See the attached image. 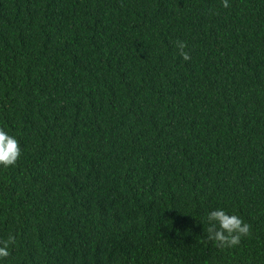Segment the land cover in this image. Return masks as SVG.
I'll return each mask as SVG.
<instances>
[{
	"label": "trees",
	"instance_id": "16d2710c",
	"mask_svg": "<svg viewBox=\"0 0 264 264\" xmlns=\"http://www.w3.org/2000/svg\"><path fill=\"white\" fill-rule=\"evenodd\" d=\"M223 2L0 0L3 264H264V0Z\"/></svg>",
	"mask_w": 264,
	"mask_h": 264
},
{
	"label": "clouds",
	"instance_id": "9594fccd",
	"mask_svg": "<svg viewBox=\"0 0 264 264\" xmlns=\"http://www.w3.org/2000/svg\"><path fill=\"white\" fill-rule=\"evenodd\" d=\"M224 7H228V0H224ZM181 55L185 60L189 59V55L183 51L185 45H178ZM21 155L19 142L15 136L9 135L5 130L0 129V166L5 168L16 163ZM209 220L219 222L220 230L216 232L215 239L228 246H235L240 242L241 236L249 233L250 226L236 215H228L223 209H216L208 217ZM14 242V238L9 236L7 240L0 241V264L4 259L9 257V246Z\"/></svg>",
	"mask_w": 264,
	"mask_h": 264
}]
</instances>
